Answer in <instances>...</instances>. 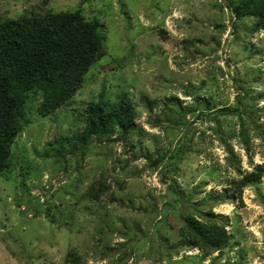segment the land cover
<instances>
[{
    "label": "rangeland",
    "instance_id": "374dc122",
    "mask_svg": "<svg viewBox=\"0 0 264 264\" xmlns=\"http://www.w3.org/2000/svg\"><path fill=\"white\" fill-rule=\"evenodd\" d=\"M239 1L0 0L2 19L79 10L105 36L68 103L28 100L0 173V264H264V175L229 183L264 166V31ZM100 95L130 101L136 128L81 147ZM210 213L230 243L203 257L179 230Z\"/></svg>",
    "mask_w": 264,
    "mask_h": 264
},
{
    "label": "trees",
    "instance_id": "16d2710c",
    "mask_svg": "<svg viewBox=\"0 0 264 264\" xmlns=\"http://www.w3.org/2000/svg\"><path fill=\"white\" fill-rule=\"evenodd\" d=\"M231 11L236 19L253 18L254 29L264 31V0H240ZM104 41L101 23L87 21L79 10L32 12L15 20L0 18V173L8 171L11 147L27 124L28 100L39 97L36 110L40 116L68 103L90 67L104 56ZM81 115L84 128L76 139L81 147L93 136L117 133L127 139L136 128L134 107L126 100L110 102L100 95ZM263 175L264 166L257 165L240 180L229 183L240 196L244 187ZM211 199L221 201L220 196ZM181 200L176 194L175 202L181 204ZM179 237L182 245L197 249L203 257L221 252L230 243L225 226L211 213L187 215Z\"/></svg>",
    "mask_w": 264,
    "mask_h": 264
}]
</instances>
